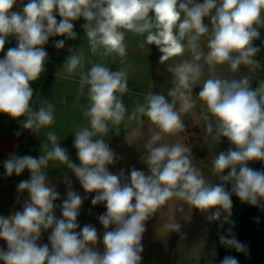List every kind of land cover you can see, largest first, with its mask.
<instances>
[{"label":"clouds","instance_id":"obj_1","mask_svg":"<svg viewBox=\"0 0 264 264\" xmlns=\"http://www.w3.org/2000/svg\"><path fill=\"white\" fill-rule=\"evenodd\" d=\"M15 4L16 0H0V51L8 36H15L18 41V46L8 49L0 60V113L13 119L26 117L23 127L34 133L55 121L50 102H42L37 111L30 103L33 97L30 84L44 72L47 58L42 46L51 36L75 39L72 21L81 17L87 21L84 29L93 54L119 57L121 63L127 57L126 31L145 36L148 45H156L162 53L161 63L182 56L186 50L191 51L193 59L168 69L174 77V87L168 91V96L173 98L171 103L164 95L150 92L145 102L137 104L127 116L129 122L147 117L159 131L145 144L147 155L143 160L151 175L133 169L130 183L123 184V172L118 176L108 171L115 154L104 139L94 137L106 135L109 124L116 126L114 130L119 133L118 126L126 119L122 97L127 91L128 73L124 69L112 71L99 63L87 73L81 72V91L85 85L89 86L90 106L84 116L90 127L75 133L74 147L80 165L70 161L54 131L45 133L52 147L48 149L45 143L44 153L38 159L24 156L5 161L9 176L19 175L25 169L30 171V180L18 185V191L29 193L30 202L22 212L0 217V239L8 246L7 251L0 250V261L4 264H140L145 221L173 198L202 213L216 209L208 216L210 221L220 219L223 211L227 213V222L232 208L231 193L223 185L205 180L192 165L188 147L158 142L163 135L184 130L181 113H188L195 106L193 85L205 65L210 72L224 64L233 72L241 65L259 66L254 57L260 49L253 41L260 37L255 26L264 24L261 15L264 0H203V3L194 0H30L22 14L11 11ZM54 13L61 17L59 23ZM206 17H210L212 30L208 51L204 53L198 42L209 33L204 22ZM63 46L64 40L57 41V48ZM65 64L69 73L82 68V54H72ZM198 97L215 120L214 138L217 141L227 138L234 146L218 154L213 172L221 181L232 182V192L241 202L260 206L264 200V172L248 167V162L264 161V82L252 89L246 76L238 80L209 78ZM204 119L208 121L207 132L212 133V121L207 115ZM50 161L65 164L85 192L97 193L91 201L93 205L106 204L107 212L99 217L100 223L105 229L113 224L116 228L104 234L103 255L89 247L97 242L94 227L85 225L80 233L74 231L82 204L77 193L68 191L62 204L63 219L55 218L53 202L59 194L46 183L44 171ZM225 169L230 172L221 175ZM165 227L170 232H179L181 225L173 219ZM49 228H52L51 251L48 245H37L41 231ZM220 242L237 252H247L246 246L235 237L221 235ZM221 264H238V261L228 256Z\"/></svg>","mask_w":264,"mask_h":264},{"label":"rangeland","instance_id":"obj_2","mask_svg":"<svg viewBox=\"0 0 264 264\" xmlns=\"http://www.w3.org/2000/svg\"><path fill=\"white\" fill-rule=\"evenodd\" d=\"M194 2L203 3V0H194ZM261 15L262 19H264V12ZM77 21L80 20L72 21V23L76 24V26L80 25L79 23L77 24ZM204 22L209 27V33L200 37L198 43L200 49L207 53V44L212 30L210 17H206ZM80 23L85 25L87 21L83 18ZM255 27H258L260 31L261 28H264V24H261V26L256 25ZM84 38L88 41L86 33H83V40ZM124 42L129 47L124 63H121L119 57L109 56L107 58V56L100 55V58L103 60L107 59V64L103 65L110 70L124 69L128 73L127 91L122 97L127 109L126 119L118 126L119 133L114 130L116 126L109 124V131L106 135L94 137V139H104L115 154L114 163L107 167L110 173L118 176L123 172L122 184L130 183V173L133 169L143 172L146 176L151 175L147 164L143 160V157L147 155L145 144L154 133L159 131L147 117H141L140 121L132 120L129 122L127 116L133 112L137 104L145 102V97L150 92L164 95L171 103L173 98L168 96V91L174 87V77L168 69L184 60L193 59L191 51L186 50L182 56L172 57L161 63L160 57L162 53L159 48L154 44L148 45L145 36L136 35L130 31L125 32ZM141 44H143V47L140 46ZM89 52H91V49L85 48V54L87 55ZM254 59L258 61V67L241 65L235 72L230 69L228 64L217 65L215 70L211 72L208 66L205 65L201 77L193 85L192 99L195 101V106L188 113H181V119L185 126L184 130L174 135L162 134L163 138L158 142L168 145L179 143L188 147L191 152L187 153V155H189L192 165L203 174L208 183L223 185L225 190L231 193V199L236 196L232 192L233 184L230 181L225 182L219 179L218 175L213 172V162L220 152L226 153L229 148H234V146L231 145L227 138L221 137L220 141L214 138L216 135L215 120L208 112L206 105L199 99L198 93L204 81L209 78L238 80L246 76L249 78L250 87L256 89L261 82H264V54H257ZM176 108H179L178 101ZM206 115L209 117V121L213 123L212 133L207 132L206 125L208 121L204 119ZM71 125L69 124V126ZM71 129L50 128L48 131L56 133L59 138L58 142L66 150L70 161L79 166L80 161L77 156V149L74 147L75 137H73V134L75 129ZM44 139L43 142L37 143L40 145L39 149L42 148L41 155L44 153L43 146L45 143L48 149L52 147L47 138L44 137ZM68 142L70 144H67ZM24 145L23 147H25ZM50 166L51 169H49ZM248 167L264 172V161H249ZM229 172L230 169H225L221 175H228ZM10 176L7 174L6 187L11 184ZM46 177V183L50 187H54V190L59 194V198L53 202L55 218L57 220L63 219L62 204L67 199L68 191L77 193L82 198V204L76 221L78 227L74 231L80 233L85 225L94 227L97 231V242L94 245H89V247L103 255L106 250L103 243L104 234L106 231H114L116 228V225L113 224L105 229L100 223L99 217L107 212L106 204L100 202L93 205L91 201L97 193L85 192L75 174L59 161L49 162ZM133 203H135L134 200ZM181 208H183V211L179 210ZM215 211L216 209H211L206 213H202L196 209H189L186 204L176 198L169 200L152 217L145 221V232L141 240L140 264H221L225 257L231 256L230 253L223 250L224 244L220 242V236L224 234L228 220L225 222L227 213L221 211L220 219L210 221L208 216ZM173 219L181 225L179 232H170L165 227ZM51 233L52 228L42 230L40 238L37 240V245H48L51 251L49 240ZM7 249L8 246L4 251H7ZM0 264H4V261H0Z\"/></svg>","mask_w":264,"mask_h":264},{"label":"crops","instance_id":"obj_3","mask_svg":"<svg viewBox=\"0 0 264 264\" xmlns=\"http://www.w3.org/2000/svg\"><path fill=\"white\" fill-rule=\"evenodd\" d=\"M23 4V0H16V4L11 11L22 14ZM82 19L83 17L77 19L80 20L77 21V24L79 23L80 25H74L73 31L77 34L75 39H68L65 36L49 37L48 42L42 46L47 53L44 72L41 73L36 81L30 84L33 90V97L30 102L32 109L37 111L42 102H50L54 107V123L50 127L42 129L39 133H34L23 127L26 117L13 119L7 114L0 113V217L8 218L16 212H22L25 204L30 202L29 193L26 190L23 192L18 191V185L21 181L30 180V171L25 169L19 175L13 173L10 176L11 184L6 187L5 161L13 157L24 156L38 159L42 148L39 149L40 145L37 143L45 140V133L50 128L66 130H72L71 128H73L76 133L90 125L88 118L84 116V111L90 106L88 97L89 86L85 85L81 91V72L87 73L97 63L107 64V59H101L99 53L93 54L89 52L87 55L85 54V48H90V44L85 38L83 40L85 29L84 24L80 23ZM56 20L59 23L61 17ZM59 40H64L62 48L56 47V43ZM17 46L16 37L8 36L3 51H0V60L4 59L8 49ZM128 48L126 47V50ZM74 53L82 54L83 67H78L73 73H69L65 62ZM69 124H72V127ZM75 133L73 137H75ZM69 134L71 135L70 132ZM67 144H70V142ZM49 169H51V166ZM47 170L48 166L44 169L45 173H47ZM6 247L7 242L0 239V250H5Z\"/></svg>","mask_w":264,"mask_h":264},{"label":"trees","instance_id":"obj_4","mask_svg":"<svg viewBox=\"0 0 264 264\" xmlns=\"http://www.w3.org/2000/svg\"><path fill=\"white\" fill-rule=\"evenodd\" d=\"M59 17L55 16L56 19ZM259 32L260 37L253 43L260 49L257 54L262 55L264 54V28H261ZM231 200V215L228 217L223 236L235 237L246 246L247 252H237L235 248L226 245L223 250L236 258L238 264H264V200L260 202V206L241 202L237 196Z\"/></svg>","mask_w":264,"mask_h":264},{"label":"built area","instance_id":"obj_5","mask_svg":"<svg viewBox=\"0 0 264 264\" xmlns=\"http://www.w3.org/2000/svg\"><path fill=\"white\" fill-rule=\"evenodd\" d=\"M23 1H24V4L23 5H26L27 3L30 2V0H23ZM54 15L57 16V17L59 16L58 13H54Z\"/></svg>","mask_w":264,"mask_h":264}]
</instances>
